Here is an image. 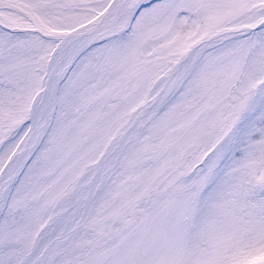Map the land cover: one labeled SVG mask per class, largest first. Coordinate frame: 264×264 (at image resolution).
<instances>
[{"label": "snow or ice", "instance_id": "6c2138e0", "mask_svg": "<svg viewBox=\"0 0 264 264\" xmlns=\"http://www.w3.org/2000/svg\"><path fill=\"white\" fill-rule=\"evenodd\" d=\"M0 264H264V0H0Z\"/></svg>", "mask_w": 264, "mask_h": 264}]
</instances>
